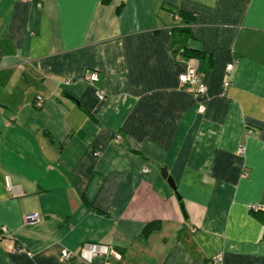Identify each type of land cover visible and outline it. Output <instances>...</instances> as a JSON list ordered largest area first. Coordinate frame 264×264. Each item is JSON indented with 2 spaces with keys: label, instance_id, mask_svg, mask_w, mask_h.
Returning <instances> with one entry per match:
<instances>
[{
  "label": "crops",
  "instance_id": "0c3cea01",
  "mask_svg": "<svg viewBox=\"0 0 264 264\" xmlns=\"http://www.w3.org/2000/svg\"><path fill=\"white\" fill-rule=\"evenodd\" d=\"M0 225V264H264V0H0Z\"/></svg>",
  "mask_w": 264,
  "mask_h": 264
},
{
  "label": "built area",
  "instance_id": "2783aa9c",
  "mask_svg": "<svg viewBox=\"0 0 264 264\" xmlns=\"http://www.w3.org/2000/svg\"><path fill=\"white\" fill-rule=\"evenodd\" d=\"M231 71L232 65H229L227 67L225 79L222 84L224 90L231 82ZM87 79L90 82H95L98 80V75L95 72L88 73ZM179 82L181 87L193 92V94L198 98L202 97L207 91L206 85L199 79V67L196 61H189L186 63L184 72L179 76ZM96 95L98 98L103 97L102 91L99 90L97 91ZM34 104L36 107H41L43 105L42 97L37 96L34 100ZM205 109L206 105L203 102H200L197 106V111L199 113H203ZM143 171L146 172L147 169L145 168ZM249 208L250 210L258 209L256 205H251ZM34 218H36L35 214L26 216L27 220H33ZM9 235L10 232L7 230V228L3 225H0V239H5L9 237ZM74 257L82 259L85 264H113L111 259H119L120 253L114 247L108 244L97 242L86 243L75 252L68 249H62L60 255V259L62 261H69ZM221 261V254H217L210 259L209 264H220Z\"/></svg>",
  "mask_w": 264,
  "mask_h": 264
},
{
  "label": "trees",
  "instance_id": "16d2710c",
  "mask_svg": "<svg viewBox=\"0 0 264 264\" xmlns=\"http://www.w3.org/2000/svg\"><path fill=\"white\" fill-rule=\"evenodd\" d=\"M102 1L105 3H108L110 0H102ZM173 17L181 18L182 20H184L186 22H190L193 20L192 14L189 12L183 11V10H175L173 13ZM176 52H179V53L181 52L182 56L185 57V60H187V62L196 61V59L193 56L198 55V52H196L194 50L187 49L186 47L185 48L179 47L176 49ZM159 227H160V223L158 221L147 223L143 229V235L147 236L152 231L157 230Z\"/></svg>",
  "mask_w": 264,
  "mask_h": 264
},
{
  "label": "water",
  "instance_id": "95a60500",
  "mask_svg": "<svg viewBox=\"0 0 264 264\" xmlns=\"http://www.w3.org/2000/svg\"><path fill=\"white\" fill-rule=\"evenodd\" d=\"M163 176L167 178L168 183L175 189V184L170 176L167 175L166 171H163Z\"/></svg>",
  "mask_w": 264,
  "mask_h": 264
}]
</instances>
